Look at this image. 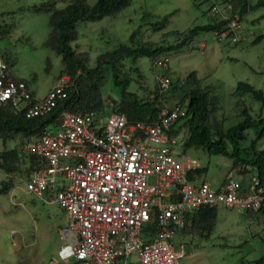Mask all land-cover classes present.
<instances>
[{
    "label": "built area",
    "instance_id": "2783aa9c",
    "mask_svg": "<svg viewBox=\"0 0 264 264\" xmlns=\"http://www.w3.org/2000/svg\"><path fill=\"white\" fill-rule=\"evenodd\" d=\"M232 6L213 4L207 16L228 21L213 31L219 41L239 42L243 19L230 16ZM193 43L190 49L193 48ZM205 48V42L201 44ZM168 57L156 61L169 71ZM0 51V107L8 103L24 109L28 118L51 113L68 97L73 83L61 76L46 96H36L32 83L11 79ZM160 94L171 84L168 74L156 75ZM182 109L163 104L155 124L130 121L117 111L74 113L63 111L61 124L39 139L21 146L23 153L40 160L41 167L27 181L29 192L51 194L66 214L60 235L64 246L49 264H180L182 244L173 239L182 233L188 217L204 208L224 205L241 212H258L264 202V183L254 175L248 186L230 178L213 188L204 177L189 176L202 167L189 154L175 151L178 134H171ZM154 182L149 183V178ZM156 221L158 232L151 241L143 231ZM67 238V237H69Z\"/></svg>",
    "mask_w": 264,
    "mask_h": 264
},
{
    "label": "rangeland",
    "instance_id": "374dc122",
    "mask_svg": "<svg viewBox=\"0 0 264 264\" xmlns=\"http://www.w3.org/2000/svg\"><path fill=\"white\" fill-rule=\"evenodd\" d=\"M45 1L0 0V25H13L11 37L0 41V48L9 50L13 75L32 83L39 98L46 96L54 86L63 67L62 58L46 45L52 30L51 14L19 10ZM248 1L253 8L243 19L239 42L219 41L214 33L201 34L192 49L168 57L171 82L179 80L182 85V80L195 72L202 87L211 86L213 93L221 98L216 116L224 122L225 129L242 121L243 102L253 117H264L263 103L250 94L242 99L235 94L241 82L264 93V4L258 5L261 0ZM89 2L94 4L96 0ZM213 3L215 0H133L113 16L94 23H79V38L73 47L89 56V65L94 67L99 55L114 50L119 44L129 43L130 36L139 28L145 40L172 43L174 38L164 35L208 24L207 13ZM64 6L62 2L57 4L58 9ZM219 7L224 9L222 5ZM164 16H169V21L161 30H154V23L160 22ZM203 42L205 48L201 47ZM131 64L127 65L128 76L134 81L131 90L140 96L153 97L145 87L154 92L158 86L156 75H162L164 70L161 66L154 69L152 59L140 58L137 67L142 77L130 70ZM102 92L107 105L113 109V100L120 101L121 90L113 85L110 71ZM168 97L175 103L173 94ZM260 131V125L251 129L244 144L252 143ZM176 134L179 142L174 149L180 153L186 131L180 130ZM257 148L264 150V138L258 141ZM188 154L207 167L204 178L213 188H219L230 178L240 180L245 176L243 167L231 168L232 158L194 150ZM5 180L9 182L8 176L0 171V264H49L52 257H57L62 242L59 231L65 222L63 210L56 203L44 201L29 192L27 181H21L17 176L13 187L1 192ZM154 180L150 177L149 183ZM259 221L260 218L249 216L247 212L219 206L216 228L210 235L202 236L198 230H191L195 231L193 234L175 235L173 244L176 250L183 244L186 251L180 264H256L264 257V222L262 220L259 224ZM131 259L134 264H141L138 257L132 256Z\"/></svg>",
    "mask_w": 264,
    "mask_h": 264
},
{
    "label": "trees",
    "instance_id": "16d2710c",
    "mask_svg": "<svg viewBox=\"0 0 264 264\" xmlns=\"http://www.w3.org/2000/svg\"><path fill=\"white\" fill-rule=\"evenodd\" d=\"M91 0H47L39 5L29 8H22L19 11H29L36 14H51V36L47 46L52 47L62 58V69L57 81L61 76H70L73 85L68 88V97L64 99L51 113L28 118L24 109H17L8 103L0 107V171L8 176L9 182L4 181L1 192L9 191L14 185L15 176L21 181H28L31 174L41 167L40 160L30 154L23 153L21 144L39 139L47 130H55L61 124L63 111L69 110L74 113H86L96 111L107 113L117 111L127 116L130 121H141L155 124L159 118L160 108L163 104L178 105L182 112L172 126L171 134H176L180 130H185L186 135L183 141L182 153L189 151H204L210 155H221L232 158L234 163L232 169L243 167L244 177L240 179L243 187L250 183V179L257 175L264 183V150L258 149V141L264 138V117L258 119L253 117L248 107L242 103V121L225 129L224 122L216 116L220 109V97L213 93L211 86L202 87V81L192 72L188 78L171 82L168 89L160 94L158 86L153 92L149 87H145L153 97L140 96L131 90L134 81L128 76L127 65L131 64V71L140 73L137 67L140 58H150L153 68H156V61L161 57L170 56L173 53H180L190 48L191 43L201 34H208L213 31L222 30L228 21H220L209 18L206 25H197L184 32L172 31L165 37L172 36V43L163 44L164 41L145 40L139 30L135 31L127 44H119L112 51H107L98 56L96 66L89 65L90 58L84 53L74 49L73 44L78 40L79 34L77 25L79 23H94L106 17L113 16L129 6L133 0H96L91 4ZM58 2L65 4L64 8L58 9ZM217 5H231L232 13L244 18L248 11L252 10L248 0H215ZM264 4L261 0L258 5ZM4 16L6 14L3 13ZM150 17V15L148 14ZM169 21V16H164L160 22L154 23V30H161ZM12 26L0 25V41L11 37ZM142 35V36H141ZM141 36V37H140ZM2 56L11 72V79L21 81L12 73L13 59L9 50L3 51ZM135 66V67H134ZM110 71L113 85L121 90L120 101L114 102V108L110 109L103 95L102 87ZM169 71L164 72L168 74ZM142 76L143 75H140ZM27 81V80H25ZM185 85L188 88H185ZM169 94L174 95V102L169 99ZM241 99L250 94L255 100L264 104V93L248 83H239L235 92ZM109 98V97H108ZM261 126V131L257 134L252 143L244 144L249 136V131ZM15 143L16 145H12ZM207 167H201L189 176V180L198 176L204 177ZM219 206L204 208L188 217L186 226L182 229V234L192 233L198 230L200 235H210L216 228L217 210ZM249 216H257L264 222V202L258 212L246 211ZM259 221V224L262 222ZM159 228L156 221L149 223L143 231V239L151 241ZM264 264V257L256 262Z\"/></svg>",
    "mask_w": 264,
    "mask_h": 264
},
{
    "label": "crops",
    "instance_id": "0c3cea01",
    "mask_svg": "<svg viewBox=\"0 0 264 264\" xmlns=\"http://www.w3.org/2000/svg\"><path fill=\"white\" fill-rule=\"evenodd\" d=\"M51 198H52V195H51V194H46V195L43 197V200H44V201H47V202H49V203H52V202L50 201ZM63 212H64V211H63ZM64 219H65L64 226L60 228V231H61V229H63L64 227L67 226V217H66V214H65V213H64ZM60 231H59V234H60ZM185 234H186V233H185ZM67 238L71 239L70 236L67 237ZM60 239L62 240V242H61V245H60V247H59L57 253L60 251V249L62 248V246H64V244H65L64 241H63V239L61 238V235H60ZM57 256H58V255H57ZM54 257H56V256H54ZM54 257H52V258H54ZM50 261H51V260H50ZM70 264H72V261H71Z\"/></svg>",
    "mask_w": 264,
    "mask_h": 264
},
{
    "label": "bare ground",
    "instance_id": "6f19581e",
    "mask_svg": "<svg viewBox=\"0 0 264 264\" xmlns=\"http://www.w3.org/2000/svg\"><path fill=\"white\" fill-rule=\"evenodd\" d=\"M233 8V7H232ZM233 11V10H232ZM231 15V14H230Z\"/></svg>",
    "mask_w": 264,
    "mask_h": 264
}]
</instances>
